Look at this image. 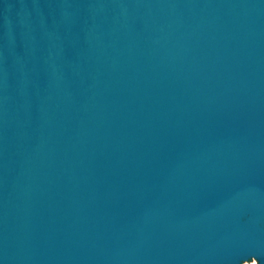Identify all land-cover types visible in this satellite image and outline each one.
<instances>
[{"label":"water","instance_id":"1","mask_svg":"<svg viewBox=\"0 0 264 264\" xmlns=\"http://www.w3.org/2000/svg\"><path fill=\"white\" fill-rule=\"evenodd\" d=\"M264 264V0H0V264Z\"/></svg>","mask_w":264,"mask_h":264},{"label":"rangeland","instance_id":"2","mask_svg":"<svg viewBox=\"0 0 264 264\" xmlns=\"http://www.w3.org/2000/svg\"><path fill=\"white\" fill-rule=\"evenodd\" d=\"M254 261L252 259H244L240 261V264H252Z\"/></svg>","mask_w":264,"mask_h":264},{"label":"bare ground","instance_id":"3","mask_svg":"<svg viewBox=\"0 0 264 264\" xmlns=\"http://www.w3.org/2000/svg\"><path fill=\"white\" fill-rule=\"evenodd\" d=\"M253 263H254V262H253ZM253 263H252V264H253Z\"/></svg>","mask_w":264,"mask_h":264}]
</instances>
